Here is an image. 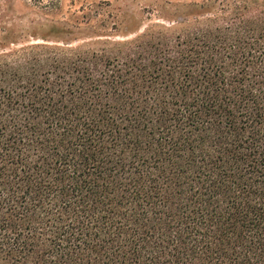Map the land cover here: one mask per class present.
Returning <instances> with one entry per match:
<instances>
[{
  "label": "trees",
  "instance_id": "obj_1",
  "mask_svg": "<svg viewBox=\"0 0 264 264\" xmlns=\"http://www.w3.org/2000/svg\"><path fill=\"white\" fill-rule=\"evenodd\" d=\"M243 11L0 54V264H264V10Z\"/></svg>",
  "mask_w": 264,
  "mask_h": 264
},
{
  "label": "rangeland",
  "instance_id": "obj_2",
  "mask_svg": "<svg viewBox=\"0 0 264 264\" xmlns=\"http://www.w3.org/2000/svg\"><path fill=\"white\" fill-rule=\"evenodd\" d=\"M247 7L264 10V0H0V54L37 45L109 52Z\"/></svg>",
  "mask_w": 264,
  "mask_h": 264
}]
</instances>
